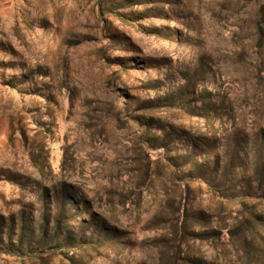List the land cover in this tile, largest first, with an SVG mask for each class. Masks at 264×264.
<instances>
[{
    "label": "rangeland",
    "instance_id": "obj_1",
    "mask_svg": "<svg viewBox=\"0 0 264 264\" xmlns=\"http://www.w3.org/2000/svg\"><path fill=\"white\" fill-rule=\"evenodd\" d=\"M1 245L264 264V0H0Z\"/></svg>",
    "mask_w": 264,
    "mask_h": 264
},
{
    "label": "trees",
    "instance_id": "obj_2",
    "mask_svg": "<svg viewBox=\"0 0 264 264\" xmlns=\"http://www.w3.org/2000/svg\"><path fill=\"white\" fill-rule=\"evenodd\" d=\"M55 219H56V221H55V223H54V225L52 227H50L49 224H46L43 227L44 235L40 239V241H38V245L47 246V245H49V243L54 242L55 240H57L58 241L57 242V248H63L64 246H70V247L76 246L75 244H77V238L70 236V234H68V233L66 235L63 232V229L66 227V226H64L66 215L62 212ZM27 229L30 230V228L27 225H24V227H23L24 231L22 232V236L20 238L21 245L30 242L29 239H31V238L27 237L28 236ZM51 230L54 231L53 234H51ZM30 245H32V244L30 243ZM7 248L8 247H5V245H1L0 251L7 250ZM21 248L22 247L18 248L17 245L14 244L13 241H10L9 249L13 253L21 252Z\"/></svg>",
    "mask_w": 264,
    "mask_h": 264
}]
</instances>
